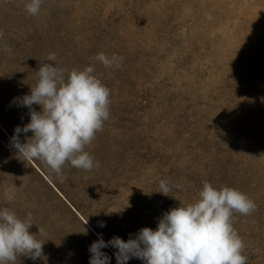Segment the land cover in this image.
<instances>
[{
    "label": "rangeland",
    "instance_id": "obj_1",
    "mask_svg": "<svg viewBox=\"0 0 264 264\" xmlns=\"http://www.w3.org/2000/svg\"><path fill=\"white\" fill-rule=\"evenodd\" d=\"M28 2L0 0V208L21 218L31 212L30 232H47L37 236L45 242L43 255L20 256L16 264H79L80 250H89L98 234L105 242L114 236L127 241L141 228L155 230L163 213L195 202L204 181L217 185L218 179L201 175L189 150L185 161L183 129L174 123L189 101L220 138L232 130L233 92L243 87L232 73L244 63L241 54L264 40V0H43L36 16L26 11ZM99 53L122 57L121 66L104 67L93 59ZM44 63L69 71L93 66L110 90L109 119L85 148L100 167L86 172L66 163L63 183L41 161L18 154L8 135L30 122L29 109L12 101L30 93ZM238 135L229 140L242 148L224 165L225 187L238 186L256 210L233 213L232 224L247 264H264V132ZM31 136L21 133L20 142ZM239 171L245 175L236 184ZM162 179L183 189L164 196L157 192ZM15 189L32 194L31 205L15 200ZM102 251L116 260L115 248Z\"/></svg>",
    "mask_w": 264,
    "mask_h": 264
},
{
    "label": "clouds",
    "instance_id": "obj_2",
    "mask_svg": "<svg viewBox=\"0 0 264 264\" xmlns=\"http://www.w3.org/2000/svg\"><path fill=\"white\" fill-rule=\"evenodd\" d=\"M42 2L29 0L25 4L28 14L38 15ZM56 59L55 53L49 54V61ZM93 59L106 68L120 67L123 60L104 53ZM94 72L93 66L69 71L44 63L35 71L37 79L30 93L12 101L27 107L30 116L29 123L15 127L12 147L25 160L41 161L61 183L66 163L86 172L100 167L85 148L109 119L110 90ZM28 132L32 136L21 143L20 134ZM173 187L183 189L181 184L170 185L162 179L157 192L170 197ZM255 210V202L243 192L230 187L217 189L204 181L198 199L163 213L155 230L141 228L127 241L114 236L105 242L98 234L89 246V264H109L110 257L102 251L109 246L116 249V264H127L132 258L143 264H247L245 244L233 227L232 217L233 213L248 216ZM33 225L31 212L21 218L7 207L0 208V264H16L20 256L35 260L43 255L45 242L37 236L44 237L47 232L37 227L38 232L32 233ZM99 226L106 224L99 222Z\"/></svg>",
    "mask_w": 264,
    "mask_h": 264
},
{
    "label": "trees",
    "instance_id": "obj_3",
    "mask_svg": "<svg viewBox=\"0 0 264 264\" xmlns=\"http://www.w3.org/2000/svg\"><path fill=\"white\" fill-rule=\"evenodd\" d=\"M261 30V28H256L254 30L255 35L264 33V31ZM231 54L234 56L236 52H231ZM241 55L244 58V63L237 65L233 69L232 75L235 77V75L238 74V77L242 79V83L238 85L243 87L233 92L237 105H235V111L231 114L232 119L230 121V126L232 130L229 131L228 135L220 138V136L214 132L216 127H214L213 123L211 122L208 124L206 119L207 116L201 113L199 109L192 110L193 105L190 104L189 101H185L186 110L182 112L180 119L178 118L177 122L174 123L176 128L180 127L183 129L182 135L179 137L183 155L189 150V153L195 157L194 159L198 164L201 175L219 180L217 185L212 184L217 189L221 188L220 183L225 187L226 180L230 178L226 177L228 171L224 169V165L232 160L233 156L236 154L237 158H239L240 150L237 148H242V146L239 145L238 147L232 145L229 143V140H233L235 137L239 136L238 134L242 135L248 131L253 133L258 131V134L264 132V83L257 87L253 84L256 79L259 81L264 80V40H262L261 44H252L250 52H244ZM219 85L217 89L222 90V86ZM253 86L256 87L255 90H251ZM258 105L261 106V108L255 109ZM217 117L224 118L222 115H217ZM214 120H216V118H214ZM8 135L12 137L10 133H8ZM211 136H214L215 140H213ZM247 136L248 138L250 137L249 135ZM186 158L187 157L184 155L185 161ZM244 175L245 172L239 171L235 183L240 184ZM237 187L238 186H234L232 188ZM15 193V200H21L20 202H22L23 206H29L33 202L34 197L27 190L21 191L15 189ZM56 196L59 198L58 200H60V197L58 195ZM60 202L62 201L60 200ZM62 204L64 203L62 202ZM34 208H36L37 211H41V208L37 205H34ZM19 216L23 217L24 214L20 212ZM106 254L109 255L108 252H106ZM90 256L91 253L89 250H80L79 264H89ZM111 258L116 264V260L113 257ZM137 260L141 263L143 262L142 260Z\"/></svg>",
    "mask_w": 264,
    "mask_h": 264
}]
</instances>
